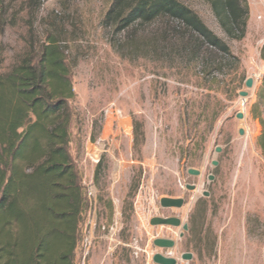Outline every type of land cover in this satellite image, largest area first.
<instances>
[{"label":"rangeland","instance_id":"rangeland-1","mask_svg":"<svg viewBox=\"0 0 264 264\" xmlns=\"http://www.w3.org/2000/svg\"><path fill=\"white\" fill-rule=\"evenodd\" d=\"M179 1L240 61L191 50L166 20L120 31L104 20L114 0H0V74L40 55L49 35L69 59V151L86 202L73 264H158L156 253L177 264H264V0H247L241 39L207 0ZM206 55H218L216 64ZM164 196L185 203L165 208ZM154 216H177L189 229L152 225ZM160 237L174 247L155 245Z\"/></svg>","mask_w":264,"mask_h":264},{"label":"trees","instance_id":"trees-1","mask_svg":"<svg viewBox=\"0 0 264 264\" xmlns=\"http://www.w3.org/2000/svg\"><path fill=\"white\" fill-rule=\"evenodd\" d=\"M207 1L229 37L245 36L247 0ZM157 19L166 20L191 50L206 46L208 53L240 61L179 0H114L104 20L121 31ZM217 57L206 55L208 66ZM68 60L60 40L49 35L40 55H26L0 74V264H73L86 202L69 151L75 91ZM259 142L264 150V131Z\"/></svg>","mask_w":264,"mask_h":264},{"label":"water","instance_id":"water-1","mask_svg":"<svg viewBox=\"0 0 264 264\" xmlns=\"http://www.w3.org/2000/svg\"><path fill=\"white\" fill-rule=\"evenodd\" d=\"M246 85L248 87H251L253 85V79H248L246 81ZM240 94L243 97H246L248 95L247 91H241ZM237 117L242 118L243 114L238 113ZM31 119L28 120L30 122ZM240 133L243 134L244 130L240 129ZM217 151H221V147L217 148ZM214 165L218 164V161L214 160L213 161ZM188 173L192 175H199L201 174V171L195 168H189ZM209 179L212 180L214 179L213 175H209ZM186 188L189 190H194L196 188L195 184H187ZM203 195L208 197L210 195L209 191H204ZM185 199L183 197H172V196H164L160 199V205L165 208H180L184 205ZM150 223L152 225H171V226H182L184 231H187L189 229V224L188 223H183L181 218L177 216H154L151 218ZM184 231L181 232L180 236L182 237L184 235ZM176 241L172 238H156L154 240V244L159 246V247H164V248H172L174 247ZM193 254L191 252H186L182 254L183 259L190 260L192 259ZM153 260L158 263V264H177V259L175 257L171 256H166L162 253H156L153 256Z\"/></svg>","mask_w":264,"mask_h":264},{"label":"flooded vegetation","instance_id":"flooded-vegetation-1","mask_svg":"<svg viewBox=\"0 0 264 264\" xmlns=\"http://www.w3.org/2000/svg\"><path fill=\"white\" fill-rule=\"evenodd\" d=\"M183 236H184V235H183ZM183 236H182V237H183Z\"/></svg>","mask_w":264,"mask_h":264}]
</instances>
